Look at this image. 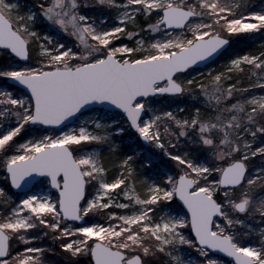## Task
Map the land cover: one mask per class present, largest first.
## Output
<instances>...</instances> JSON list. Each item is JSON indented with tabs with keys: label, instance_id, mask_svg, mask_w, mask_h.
<instances>
[{
	"label": "snow or ice",
	"instance_id": "6c2138e0",
	"mask_svg": "<svg viewBox=\"0 0 264 264\" xmlns=\"http://www.w3.org/2000/svg\"><path fill=\"white\" fill-rule=\"evenodd\" d=\"M52 257L264 264V0H0V264Z\"/></svg>",
	"mask_w": 264,
	"mask_h": 264
},
{
	"label": "rangeland",
	"instance_id": "374dc122",
	"mask_svg": "<svg viewBox=\"0 0 264 264\" xmlns=\"http://www.w3.org/2000/svg\"><path fill=\"white\" fill-rule=\"evenodd\" d=\"M259 40H260V38L258 37L256 40L250 41L248 43H250L252 45L254 44L252 48H256L259 46ZM185 102L188 104L189 109L191 108L192 104L197 103L196 101H193V100H186ZM155 151L159 152V149H156ZM52 191H53V193H55L54 189ZM52 258L56 261V264H62V261H63L62 257H52ZM84 260H85V258L82 257L81 258V264H83Z\"/></svg>",
	"mask_w": 264,
	"mask_h": 264
},
{
	"label": "trees",
	"instance_id": "16d2710c",
	"mask_svg": "<svg viewBox=\"0 0 264 264\" xmlns=\"http://www.w3.org/2000/svg\"><path fill=\"white\" fill-rule=\"evenodd\" d=\"M257 2H259V0H257ZM248 42H250V41H247V42H246L245 47H253L254 44L252 45V44H250V43H248Z\"/></svg>",
	"mask_w": 264,
	"mask_h": 264
}]
</instances>
